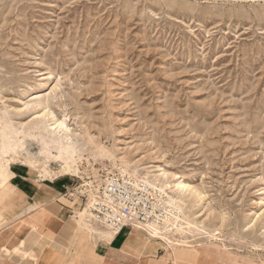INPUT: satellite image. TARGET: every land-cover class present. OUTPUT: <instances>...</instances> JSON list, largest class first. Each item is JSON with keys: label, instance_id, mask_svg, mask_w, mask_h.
I'll use <instances>...</instances> for the list:
<instances>
[{"label": "rangeland", "instance_id": "rangeland-1", "mask_svg": "<svg viewBox=\"0 0 264 264\" xmlns=\"http://www.w3.org/2000/svg\"><path fill=\"white\" fill-rule=\"evenodd\" d=\"M8 163L79 190L119 170L177 174L203 196L180 198L192 249L177 260L264 264V0H0Z\"/></svg>", "mask_w": 264, "mask_h": 264}, {"label": "crops", "instance_id": "crops-1", "mask_svg": "<svg viewBox=\"0 0 264 264\" xmlns=\"http://www.w3.org/2000/svg\"><path fill=\"white\" fill-rule=\"evenodd\" d=\"M11 166L0 174V264H199L193 251L178 261L136 229L110 236L79 213L72 180L40 181Z\"/></svg>", "mask_w": 264, "mask_h": 264}, {"label": "built area", "instance_id": "built-area-1", "mask_svg": "<svg viewBox=\"0 0 264 264\" xmlns=\"http://www.w3.org/2000/svg\"><path fill=\"white\" fill-rule=\"evenodd\" d=\"M81 188L76 186L67 195L78 202L98 226L115 235L125 228L146 234L158 229L174 242H185L179 240L186 228L183 215L165 192L148 178L119 170L81 185Z\"/></svg>", "mask_w": 264, "mask_h": 264}, {"label": "bare ground", "instance_id": "bare-ground-1", "mask_svg": "<svg viewBox=\"0 0 264 264\" xmlns=\"http://www.w3.org/2000/svg\"><path fill=\"white\" fill-rule=\"evenodd\" d=\"M53 116V113L50 110H47L41 117L42 119L48 118L51 119ZM49 131L51 133H53L55 136H61V142L62 144H66L69 145L72 142V139L70 137V133L71 130L68 127V125L66 124V120L64 121H58V120H54V123L50 124L49 126ZM59 141V140H58ZM144 168L140 169L143 170ZM146 169V168H145ZM154 171H147V176L148 177H153V179L155 181H157V185L161 187V189L165 188L168 190V198L171 199L173 206L177 209H182V205H179V203L181 202L180 198H183L186 195H190L191 193L195 195V197L202 199L203 196L201 195V193H198L195 189L191 188L189 185L184 184L183 182L179 181L180 177L177 174H173V173H168L162 170V172H160L159 175H154L153 174ZM4 170L0 171V174H3ZM139 176V175H138ZM192 200V198H191ZM190 201V200H189ZM184 204V203H183ZM84 217H86V219L88 221H93L89 218L88 214L86 211H83L82 214ZM110 231V230H109ZM202 232H204V230H202ZM110 233L112 234V232L110 231ZM148 237L149 238H153L154 240H159L162 241L163 243L168 244V249L172 247V250L175 253V257L176 258H180V250L187 248V249H192L191 246L187 245L185 242L183 244L178 243V242H173L170 241L169 237L165 234H163L160 230L158 229H154L153 232H150ZM212 237L215 238V235H211ZM263 249V248H262ZM178 250V251H177ZM172 252V254L174 253ZM198 252V251H195Z\"/></svg>", "mask_w": 264, "mask_h": 264}]
</instances>
